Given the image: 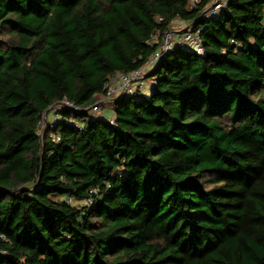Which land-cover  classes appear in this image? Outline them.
Masks as SVG:
<instances>
[{
  "label": "trees",
  "instance_id": "obj_1",
  "mask_svg": "<svg viewBox=\"0 0 264 264\" xmlns=\"http://www.w3.org/2000/svg\"><path fill=\"white\" fill-rule=\"evenodd\" d=\"M202 8L0 0V264H264V0Z\"/></svg>",
  "mask_w": 264,
  "mask_h": 264
},
{
  "label": "built area",
  "instance_id": "obj_2",
  "mask_svg": "<svg viewBox=\"0 0 264 264\" xmlns=\"http://www.w3.org/2000/svg\"><path fill=\"white\" fill-rule=\"evenodd\" d=\"M230 0H189L191 7L203 5L201 15L204 19L217 17L220 12L225 9ZM201 28H196L193 22L184 19H174L168 30H166L159 40L158 35H152L150 43H158L157 48L151 55L147 64L135 70L132 73H117L113 75L106 84V99H115L124 94H132L139 89L147 92L150 89L149 84L143 79L147 69L153 67L159 59L168 50L175 46L189 48L197 54L204 52L201 37ZM98 106H94L93 110L98 111ZM58 139V137H56ZM70 201L74 202L73 198ZM90 201V200H88Z\"/></svg>",
  "mask_w": 264,
  "mask_h": 264
},
{
  "label": "rangeland",
  "instance_id": "obj_3",
  "mask_svg": "<svg viewBox=\"0 0 264 264\" xmlns=\"http://www.w3.org/2000/svg\"><path fill=\"white\" fill-rule=\"evenodd\" d=\"M153 83V81L151 80V82H150V84H152ZM98 100L100 101V102H102V103H104V104H106V103H108V99H106L105 97H103V96H98ZM114 112H115V110H114V107H107L106 109H105V111H104V116L106 117V118H111L113 115H114ZM43 126H45V123L42 125V127Z\"/></svg>",
  "mask_w": 264,
  "mask_h": 264
},
{
  "label": "crops",
  "instance_id": "obj_4",
  "mask_svg": "<svg viewBox=\"0 0 264 264\" xmlns=\"http://www.w3.org/2000/svg\"><path fill=\"white\" fill-rule=\"evenodd\" d=\"M150 82H151V80H148V81H146V84H149L150 85Z\"/></svg>",
  "mask_w": 264,
  "mask_h": 264
}]
</instances>
